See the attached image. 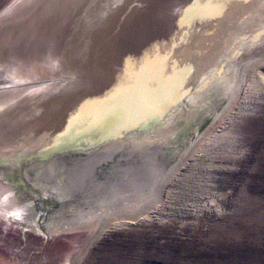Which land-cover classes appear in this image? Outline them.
I'll return each instance as SVG.
<instances>
[{"label": "rangeland", "instance_id": "374dc122", "mask_svg": "<svg viewBox=\"0 0 264 264\" xmlns=\"http://www.w3.org/2000/svg\"><path fill=\"white\" fill-rule=\"evenodd\" d=\"M89 1L40 0L33 7L29 2L22 17L0 24V71L4 73L0 80L8 83L13 76L19 77L29 85L38 84L39 90L23 93L10 107L15 113L0 119L2 151L6 150L2 142L15 140L18 131L17 147H40L43 139L25 144L27 135L18 129L25 128L19 123L33 109L45 112L50 122L70 126L75 135L82 136L80 140L115 139L109 130L95 126L96 117L106 112L121 113L114 127L117 136L124 137L132 129L136 139L150 136V119L145 125L130 126L152 108L150 86L143 89L138 80L150 70L146 64L134 65L137 57L132 53L139 48L144 58L150 57L140 41L159 26L155 15L170 0ZM176 1L184 9L191 4V0ZM16 2L0 0V13ZM191 6L194 8H187L185 14L193 17V25L210 15L217 19L224 15L223 10L203 4ZM180 41L165 45L169 57L178 58L169 47L184 52ZM246 60H235L231 66L234 74L248 68ZM118 63L126 65L128 72H115L121 66ZM215 64L213 61L212 67ZM176 72L205 74L199 68ZM248 74L222 119L212 129L205 131L208 123L196 134H201L196 144V137L186 142L193 116L171 127L166 139L180 142L173 160L180 161L169 172L171 176L166 177L165 172L155 184L138 182L143 190L130 189L135 198H143L132 205L136 216L119 212L94 235L92 225H82L49 232L47 237L21 232L0 218V264H264V63ZM42 87L56 88L42 94ZM9 96H0V103ZM191 145V153L180 159ZM137 149L144 148L139 145ZM141 162L139 171L147 167ZM89 172L65 173L67 189L55 191L59 198L79 200L83 196L86 205L90 203L85 217L92 222L107 215L114 202H97L105 180ZM73 208L80 210L79 206Z\"/></svg>", "mask_w": 264, "mask_h": 264}, {"label": "bare ground", "instance_id": "6f19581e", "mask_svg": "<svg viewBox=\"0 0 264 264\" xmlns=\"http://www.w3.org/2000/svg\"><path fill=\"white\" fill-rule=\"evenodd\" d=\"M39 1L17 0L0 13V24L22 17L28 10L27 3L30 2L33 7ZM121 1L113 2L117 4ZM191 4H203L220 9L219 11H224V15L221 13V19L210 15L209 19L193 25V17L185 14L187 8L193 7ZM191 4L184 9L181 1H168L155 15L156 25L159 26L154 30L151 28L140 41L144 51H150V57L144 58L139 48L136 53H132L137 57L134 65L146 64L148 66L146 68L151 71L140 75L138 80L143 89L150 86L148 93L152 108L140 122L136 121L130 126H136L141 122L145 125V121L150 119V136L143 135L146 138L136 139L134 129L128 131L124 137L117 136L114 127L120 121L121 113L106 112L96 117L95 126L109 130L115 135V139L106 142L99 140L89 142L93 140L89 138L80 140L82 136L75 135L70 126L50 122L45 117L47 116L45 112L33 109L26 115L28 119L19 123L20 127L25 128L18 129L27 135L23 141L25 144L33 142L38 144L39 139H43L39 143L40 147L38 149L24 145L17 147L20 135L18 131L15 140L9 138L8 141L2 142L5 151L0 148V195L6 191L13 193L6 203L0 204V218L13 228H19L21 232L30 231L47 237L49 232L82 225H92L91 234L94 235L102 230L104 223L115 220L119 212L129 213V217L137 215L132 205L135 201H143V198L139 200L135 198V194H130V189L136 192L143 190L138 182L154 183L155 179L165 172L167 177L170 175L169 172L177 168L180 161L174 162L180 142L166 139L169 137L171 127L179 126L184 120H188V115H191L195 119L193 118L189 127L186 142L191 137L194 139L196 137L194 143L199 141L201 134H196L208 123L205 131L222 119L229 104L241 90L248 73L255 72L257 67L264 63V0H230L227 4H220L216 0H191ZM182 24L183 28L180 26ZM175 40H181L179 47L185 52L169 47V51L178 54V58L169 57L164 48ZM187 55L188 60L185 59ZM244 57H247L248 68L245 69L243 64L245 70L241 74H234L231 66L235 65V60L241 61ZM213 61H216V64L212 67ZM51 65H56V61H51ZM117 65L121 66L114 70L115 72H128L123 63ZM195 68L204 70L205 74H176L178 69L187 72ZM207 68H210L209 72L205 71ZM0 74L4 73L0 71ZM137 75L133 74L134 77ZM37 85H29L15 76L8 83L0 80V96L10 95L6 101L0 103V119L15 113L10 107L15 105L23 93L39 92ZM54 88L56 87H48L45 90L42 87L41 92L43 94L46 91L47 94ZM169 94L171 95L168 96ZM226 96L228 99L225 106L219 108ZM219 98L221 102L217 104L213 102ZM7 104H10L9 108H3V105ZM139 145L144 149H137ZM193 146L185 150L180 159L190 154ZM140 161L147 166L145 170L141 169L142 172L138 169ZM149 166L150 171L147 169ZM90 170L92 172L89 174L94 178L105 180V187L98 190L101 199L97 202L101 201L103 204L114 202L107 215L92 219V222L85 217L90 211V203L86 205L83 196L79 200L71 197L65 199L59 198L57 193L59 189H67L64 176L68 172L85 173ZM103 190L105 193L101 194L100 191L104 192ZM75 205L80 207L79 211L73 208ZM17 207H23L25 210L20 220L7 215Z\"/></svg>", "mask_w": 264, "mask_h": 264}, {"label": "clouds", "instance_id": "9594fccd", "mask_svg": "<svg viewBox=\"0 0 264 264\" xmlns=\"http://www.w3.org/2000/svg\"><path fill=\"white\" fill-rule=\"evenodd\" d=\"M13 195L11 191H6L2 195H0V204L6 203L9 198ZM24 208L23 207H17L13 209L12 211L8 212L7 215L14 218V219H22L24 215Z\"/></svg>", "mask_w": 264, "mask_h": 264}, {"label": "snow or ice", "instance_id": "6c2138e0", "mask_svg": "<svg viewBox=\"0 0 264 264\" xmlns=\"http://www.w3.org/2000/svg\"><path fill=\"white\" fill-rule=\"evenodd\" d=\"M217 2L220 4H227L230 2V0H217ZM241 39H242V37H241ZM16 220H18V219H16Z\"/></svg>", "mask_w": 264, "mask_h": 264}]
</instances>
